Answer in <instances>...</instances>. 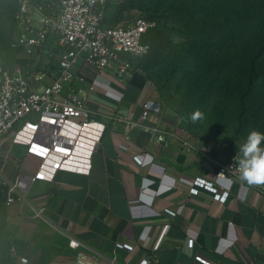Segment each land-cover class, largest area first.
Listing matches in <instances>:
<instances>
[{
	"label": "crops",
	"instance_id": "1",
	"mask_svg": "<svg viewBox=\"0 0 264 264\" xmlns=\"http://www.w3.org/2000/svg\"><path fill=\"white\" fill-rule=\"evenodd\" d=\"M126 58L133 72L125 82L92 66L76 67L85 81L75 86L107 126L90 175L59 171L53 181L34 180L41 156L11 138L0 143V264L23 258L75 264L71 238L99 253L100 264L114 258L116 264H203L198 257L212 264H264V185L223 180L230 190L225 204L206 190L191 195L187 181H216L210 157L225 163L234 155L203 153L202 142L181 127L145 72ZM145 104L152 111L143 120ZM146 127L175 136L160 142ZM181 139L196 148L185 149ZM137 156L144 165L134 161Z\"/></svg>",
	"mask_w": 264,
	"mask_h": 264
},
{
	"label": "built area",
	"instance_id": "2",
	"mask_svg": "<svg viewBox=\"0 0 264 264\" xmlns=\"http://www.w3.org/2000/svg\"><path fill=\"white\" fill-rule=\"evenodd\" d=\"M109 0H20L15 14L13 49H20L27 56L44 54L51 59L46 68L32 75L10 69L0 61V143L11 138L15 145L29 147L41 156L42 163L34 178L53 181L59 171L90 175L93 155L107 129L88 109V94L75 86L84 82L76 72L78 66H92L99 72H109L121 82L132 76L133 67L126 57L142 58L150 52L144 36L156 27V22L139 15L123 25H104L105 6ZM92 90V88L90 89ZM160 106L158 112L160 111ZM152 111L144 105L143 120ZM130 129L137 125L127 123ZM158 141L174 133L156 127H146ZM185 149L196 147L181 139ZM201 151L210 155L208 147ZM238 155V153L236 154ZM234 155L229 162L212 157L216 181L197 178L186 183L191 195L201 190L213 194L214 200L225 204L230 190L220 182L243 181ZM144 165L140 157H134ZM230 166H232L230 170ZM223 173V174H221ZM17 190L11 186V192ZM9 203L14 202L10 197ZM167 213H175L167 210ZM194 240L188 241L193 248ZM69 247L77 251L75 264H100V255L81 241L71 238ZM120 249L133 251L131 245L117 243ZM203 264H212L198 257ZM20 264H28L21 259ZM110 264H116L112 259ZM140 264H149L147 259Z\"/></svg>",
	"mask_w": 264,
	"mask_h": 264
},
{
	"label": "trees",
	"instance_id": "3",
	"mask_svg": "<svg viewBox=\"0 0 264 264\" xmlns=\"http://www.w3.org/2000/svg\"><path fill=\"white\" fill-rule=\"evenodd\" d=\"M159 1L153 0V4ZM184 2L186 5L181 6L180 12L183 19L181 25L176 26L177 30L167 27L169 21L162 25V19L154 8L138 6V9L143 11L140 15L156 22V27L144 36V42L151 47L148 55L153 50L151 43L154 44L155 40L164 39L167 44H171V36L178 34L183 38L181 44L186 61H189L187 66L193 69H186V76L203 68L201 73L215 75V84H218L220 76L237 69L238 74L242 76L237 82L240 87L231 95L235 124L241 129L245 128L252 118L261 121L264 119V0H184ZM111 3L112 0H109L105 6L103 24L119 26L129 21L131 17L126 16L127 8H124L126 4L116 9L108 7ZM16 12L12 18L14 35ZM156 31L157 34L149 38L150 34ZM197 35L202 38L197 40ZM160 52L155 49L152 59H156ZM209 53L217 58L209 59ZM145 57L131 59L140 60ZM135 64L144 71L143 66L136 62ZM148 80L152 82L149 78ZM157 91L161 101L171 110L161 88L158 87ZM209 92V89L204 90L201 99L207 97ZM181 127L200 141L196 135L191 134V127L184 125V121Z\"/></svg>",
	"mask_w": 264,
	"mask_h": 264
},
{
	"label": "rangeland",
	"instance_id": "4",
	"mask_svg": "<svg viewBox=\"0 0 264 264\" xmlns=\"http://www.w3.org/2000/svg\"><path fill=\"white\" fill-rule=\"evenodd\" d=\"M19 1L0 0V61L10 69L32 75L46 68L51 59L44 54L35 57L27 56L22 50L12 48L15 38L12 18ZM120 5L127 8L126 16L129 14L128 17L131 18L143 13L138 9L139 5L154 8L162 19V25L169 21L167 27L177 30L176 26H180L183 19L180 16L181 6L186 4L184 0H160L155 4L153 0H112L108 7L119 9ZM158 31L150 34L149 38L156 35ZM201 38L202 36L197 35L196 39ZM170 39L171 44H167L164 39L155 40L154 44L151 43L153 50L147 57L140 60L133 59V61L143 66L146 76L156 88H161L179 123L184 121V125H189L191 134L196 135L205 147H208L212 153L236 155L239 144L243 142L248 131L254 128L264 132V119L259 121L252 118L247 126L241 129L235 124L231 95L240 87L237 82L242 75L238 74L237 69L228 71L220 76L218 84H215V75L201 73L203 68L186 76V69H193L187 66L189 61H186L181 44L183 38L173 34ZM155 49L161 52L153 60ZM208 58L216 59L217 57L209 53ZM206 89L210 92L207 97L201 99L202 92ZM197 111L202 113V118L193 122L192 116Z\"/></svg>",
	"mask_w": 264,
	"mask_h": 264
},
{
	"label": "clouds",
	"instance_id": "5",
	"mask_svg": "<svg viewBox=\"0 0 264 264\" xmlns=\"http://www.w3.org/2000/svg\"><path fill=\"white\" fill-rule=\"evenodd\" d=\"M202 118V113L192 116L193 122ZM238 164L240 179L250 186L264 185V132L252 129L238 147V155L234 157ZM232 166H230L231 170ZM223 174V173H221Z\"/></svg>",
	"mask_w": 264,
	"mask_h": 264
}]
</instances>
